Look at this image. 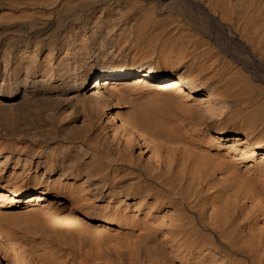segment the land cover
I'll list each match as a JSON object with an SVG mask.
<instances>
[{
  "label": "bare ground",
  "instance_id": "obj_1",
  "mask_svg": "<svg viewBox=\"0 0 264 264\" xmlns=\"http://www.w3.org/2000/svg\"><path fill=\"white\" fill-rule=\"evenodd\" d=\"M0 264H264V0H0Z\"/></svg>",
  "mask_w": 264,
  "mask_h": 264
}]
</instances>
